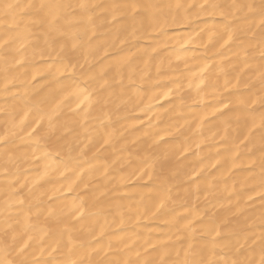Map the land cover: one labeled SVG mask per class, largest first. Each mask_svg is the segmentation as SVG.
I'll list each match as a JSON object with an SVG mask.
<instances>
[{
	"label": "bare ground",
	"instance_id": "1",
	"mask_svg": "<svg viewBox=\"0 0 264 264\" xmlns=\"http://www.w3.org/2000/svg\"><path fill=\"white\" fill-rule=\"evenodd\" d=\"M204 2L0 0V264H264V0Z\"/></svg>",
	"mask_w": 264,
	"mask_h": 264
},
{
	"label": "snow or ice",
	"instance_id": "2",
	"mask_svg": "<svg viewBox=\"0 0 264 264\" xmlns=\"http://www.w3.org/2000/svg\"><path fill=\"white\" fill-rule=\"evenodd\" d=\"M177 8H181L183 7V5L181 4H177L176 5ZM192 7H195V5H192ZM199 7L203 10V9H207V8H210V7H215V5H212L210 3H208V0H205V2L203 4H200ZM262 261H264V256H262Z\"/></svg>",
	"mask_w": 264,
	"mask_h": 264
}]
</instances>
